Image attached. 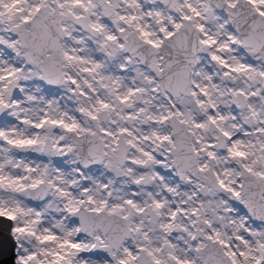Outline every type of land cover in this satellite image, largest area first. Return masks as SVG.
<instances>
[{
	"label": "snow or ice",
	"instance_id": "obj_1",
	"mask_svg": "<svg viewBox=\"0 0 264 264\" xmlns=\"http://www.w3.org/2000/svg\"><path fill=\"white\" fill-rule=\"evenodd\" d=\"M0 264H264V0H0Z\"/></svg>",
	"mask_w": 264,
	"mask_h": 264
}]
</instances>
